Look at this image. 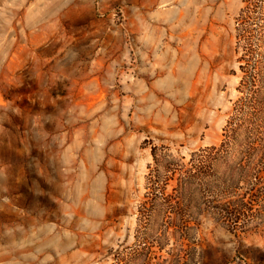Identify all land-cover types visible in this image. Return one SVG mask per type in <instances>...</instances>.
<instances>
[{"label":"rangeland","instance_id":"obj_1","mask_svg":"<svg viewBox=\"0 0 264 264\" xmlns=\"http://www.w3.org/2000/svg\"><path fill=\"white\" fill-rule=\"evenodd\" d=\"M243 0H0V264H111L152 146L223 139ZM198 264H264V226L205 216Z\"/></svg>","mask_w":264,"mask_h":264},{"label":"trees","instance_id":"obj_2","mask_svg":"<svg viewBox=\"0 0 264 264\" xmlns=\"http://www.w3.org/2000/svg\"><path fill=\"white\" fill-rule=\"evenodd\" d=\"M240 80L218 144L188 156L152 146L136 239L111 264H198L197 230L209 216L237 233L264 226V0L236 16Z\"/></svg>","mask_w":264,"mask_h":264}]
</instances>
